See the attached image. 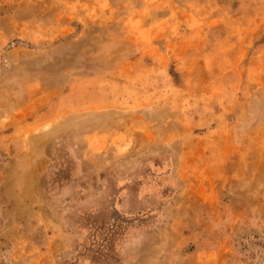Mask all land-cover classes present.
<instances>
[{
  "label": "rangeland",
  "instance_id": "obj_1",
  "mask_svg": "<svg viewBox=\"0 0 264 264\" xmlns=\"http://www.w3.org/2000/svg\"><path fill=\"white\" fill-rule=\"evenodd\" d=\"M0 264H264V0H0Z\"/></svg>",
  "mask_w": 264,
  "mask_h": 264
}]
</instances>
